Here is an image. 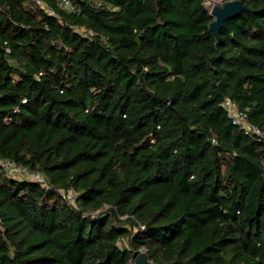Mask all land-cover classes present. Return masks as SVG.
Listing matches in <instances>:
<instances>
[{"label":"trees","instance_id":"trees-1","mask_svg":"<svg viewBox=\"0 0 264 264\" xmlns=\"http://www.w3.org/2000/svg\"><path fill=\"white\" fill-rule=\"evenodd\" d=\"M42 1L0 0V159L50 186L0 170V264H264V138L221 105L264 131V0L219 41L208 0Z\"/></svg>","mask_w":264,"mask_h":264},{"label":"built area","instance_id":"built-area-1","mask_svg":"<svg viewBox=\"0 0 264 264\" xmlns=\"http://www.w3.org/2000/svg\"><path fill=\"white\" fill-rule=\"evenodd\" d=\"M36 5H44L42 0H30ZM10 52V49L7 50ZM15 63V60L13 61ZM227 111L229 117L232 121L238 125L246 134L257 135L264 138V131L258 126L252 124L248 120L247 113L239 109L237 103L231 97H225L221 104ZM0 170L4 171L7 175L18 178L26 179L39 182L46 188H50L47 179L41 171H35L30 169L26 165L19 164L17 161L11 158H1L0 159ZM62 197L66 199L70 204H76L78 198V192L74 188H70L67 191L61 190ZM1 216H0V227Z\"/></svg>","mask_w":264,"mask_h":264},{"label":"water","instance_id":"water-1","mask_svg":"<svg viewBox=\"0 0 264 264\" xmlns=\"http://www.w3.org/2000/svg\"><path fill=\"white\" fill-rule=\"evenodd\" d=\"M249 9L250 8L240 0H228L224 4H214L211 9V14L214 16V20L211 22L210 28L218 41L221 38V28L225 25L226 21L230 18L236 17L242 11ZM131 264H153V261L150 260L146 250L140 249L134 254Z\"/></svg>","mask_w":264,"mask_h":264},{"label":"rangeland","instance_id":"rangeland-1","mask_svg":"<svg viewBox=\"0 0 264 264\" xmlns=\"http://www.w3.org/2000/svg\"><path fill=\"white\" fill-rule=\"evenodd\" d=\"M216 3L222 4V1L221 0H208V2H207L210 9H212L214 4H216Z\"/></svg>","mask_w":264,"mask_h":264},{"label":"crops","instance_id":"crops-1","mask_svg":"<svg viewBox=\"0 0 264 264\" xmlns=\"http://www.w3.org/2000/svg\"><path fill=\"white\" fill-rule=\"evenodd\" d=\"M18 179V178H17Z\"/></svg>","mask_w":264,"mask_h":264}]
</instances>
